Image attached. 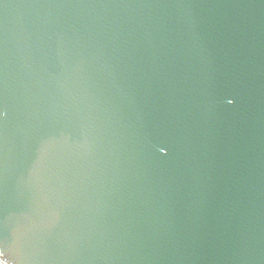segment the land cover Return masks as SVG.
Masks as SVG:
<instances>
[{
    "label": "water",
    "instance_id": "water-1",
    "mask_svg": "<svg viewBox=\"0 0 264 264\" xmlns=\"http://www.w3.org/2000/svg\"><path fill=\"white\" fill-rule=\"evenodd\" d=\"M0 261L264 264V0H0Z\"/></svg>",
    "mask_w": 264,
    "mask_h": 264
},
{
    "label": "clouds",
    "instance_id": "clouds-1",
    "mask_svg": "<svg viewBox=\"0 0 264 264\" xmlns=\"http://www.w3.org/2000/svg\"><path fill=\"white\" fill-rule=\"evenodd\" d=\"M0 264H4V262L3 261H0Z\"/></svg>",
    "mask_w": 264,
    "mask_h": 264
}]
</instances>
